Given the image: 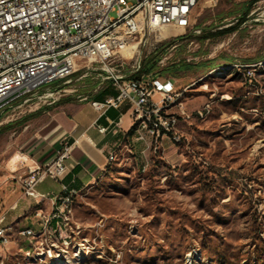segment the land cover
<instances>
[{"label":"rangeland","instance_id":"374dc122","mask_svg":"<svg viewBox=\"0 0 264 264\" xmlns=\"http://www.w3.org/2000/svg\"><path fill=\"white\" fill-rule=\"evenodd\" d=\"M249 1L201 2L190 27L147 29L107 63L79 61L68 78L0 114L4 211L26 199L20 180L26 170L15 172L9 160L52 125L60 99L91 96L98 86L116 95L112 76L129 77L152 57L156 74L180 61L205 66L176 78L181 88L190 85L180 98L191 111L181 141L147 136L150 149L135 142L132 151L114 153L99 183L75 197L66 228L53 220L43 230L37 210L51 213V206L31 199L32 208L8 222L11 241L0 242V264H264V0L233 32L198 38L205 28L237 25ZM245 75L263 79V86L245 85ZM55 89L63 90L46 96ZM24 229L36 235L25 237Z\"/></svg>","mask_w":264,"mask_h":264},{"label":"built area","instance_id":"2783aa9c","mask_svg":"<svg viewBox=\"0 0 264 264\" xmlns=\"http://www.w3.org/2000/svg\"><path fill=\"white\" fill-rule=\"evenodd\" d=\"M205 1L217 0H0V114L32 99L41 88L68 78L77 70L79 61L107 63L122 45L129 46L147 29L190 27L195 7ZM140 68L141 62L133 66L130 74ZM112 79L118 92L103 101H92L97 110L105 113L128 103L137 141L150 136L157 142L165 135L181 141L177 127L180 115H186L185 99L175 107H168V99L181 95L186 88H177L171 79L153 73L133 78L114 74ZM61 90H48L46 96L54 98ZM156 93L160 94L157 100ZM204 112L209 109L199 114ZM106 129L99 127L101 133ZM73 146L74 142L64 141L53 159L20 176L26 198L51 205V213L37 210L43 230L49 229V219H57L60 229L69 225L78 192L63 180L71 168L67 160ZM47 177L61 183L63 195L51 196L37 190ZM12 229L7 211L0 210L2 244L11 241ZM20 234L28 238L36 235L33 229H24Z\"/></svg>","mask_w":264,"mask_h":264},{"label":"crops","instance_id":"0c3cea01","mask_svg":"<svg viewBox=\"0 0 264 264\" xmlns=\"http://www.w3.org/2000/svg\"><path fill=\"white\" fill-rule=\"evenodd\" d=\"M129 77L133 78L135 74H130ZM165 78L171 79L177 88L183 86L178 85L176 78ZM189 87L190 85H186L183 88L187 90ZM95 90L91 96L79 94L77 99L71 97L60 99L52 117V125L37 137L38 139L26 151H20L12 156L9 160L10 168L15 172L21 169H25V172L29 168L36 169L53 159L64 141L74 142L71 157L67 160L71 168L63 182L68 184L70 189H75L79 195L99 183L110 165L114 163H110L108 156L110 152L115 151L118 156L120 150L132 151L133 147L138 145L135 142L150 149L152 145L147 139L141 141L135 139V131L132 130L135 121L130 105L127 103L121 109L111 108L102 113L92 105V101H103L113 95L106 94L104 86H98ZM154 98L159 99L160 94L156 93ZM184 102L186 115H180L177 127L182 137L184 123L191 117L190 102L186 100ZM171 111H176V108H172ZM100 126L106 127V131L101 133ZM155 147L157 148V145ZM167 154L172 156L175 153L168 151ZM37 190L51 196L64 194L61 183L49 177L38 184ZM16 203L15 208L11 205L4 210L7 211V222L22 217L32 207L29 198Z\"/></svg>","mask_w":264,"mask_h":264},{"label":"trees","instance_id":"16d2710c","mask_svg":"<svg viewBox=\"0 0 264 264\" xmlns=\"http://www.w3.org/2000/svg\"><path fill=\"white\" fill-rule=\"evenodd\" d=\"M257 1L258 0H250L249 2H247L246 6L242 10V13H241V16L239 18V22L237 23V25L222 28V29H219L216 31H211L210 29L205 28L203 30L202 35L198 37L199 40L204 41V40H207L210 38H214V37H217L220 35H224V34L233 32L237 28V26L243 24L247 20V16L251 12L254 4ZM191 36H192V34H187V35H183L181 37H177V38L169 41V43H167L165 46H170L178 40L186 39V38L191 37ZM157 61H158L157 57H152L150 59L145 60L143 63H141L140 70L137 73H133V74H135V76H137L138 74H142V73H155L156 74L155 70L158 68ZM248 61H251V60H248ZM260 61H262V60H260ZM228 64H231V63H228ZM215 67H217V66H215ZM199 68H205V66L202 64H193V63L187 62V61H180L177 64H173L170 67H166L165 69H163L161 72H159L157 74L164 76V77L179 78V77L185 76L187 72L193 71V70L199 69ZM212 69H214V67L210 68L209 70H206L205 72H203V74L208 73ZM262 80L263 79H256L255 77H250L247 75H245V77H244L245 85H247V84H249V82H251L253 84V86L256 85L258 87H262L263 86ZM134 129H135V125L132 127V130H134Z\"/></svg>","mask_w":264,"mask_h":264},{"label":"bare ground","instance_id":"6f19581e","mask_svg":"<svg viewBox=\"0 0 264 264\" xmlns=\"http://www.w3.org/2000/svg\"><path fill=\"white\" fill-rule=\"evenodd\" d=\"M165 27H170V26H164V27L160 28L159 30H161V29H163ZM130 46L131 45H129V46L122 45L121 51L124 50V49L130 48ZM180 98H181V95H174V97H169V99H168V107L173 105V104L180 105V102H182ZM109 158H110V161H111L112 160V156H110ZM53 220H56V224H57V219H49V225L52 224Z\"/></svg>","mask_w":264,"mask_h":264}]
</instances>
